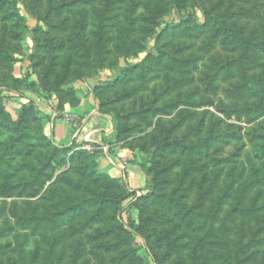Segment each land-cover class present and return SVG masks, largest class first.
<instances>
[{
  "label": "trees",
  "instance_id": "16d2710c",
  "mask_svg": "<svg viewBox=\"0 0 264 264\" xmlns=\"http://www.w3.org/2000/svg\"><path fill=\"white\" fill-rule=\"evenodd\" d=\"M19 1L0 0L3 70L23 52L28 31ZM189 1L27 0L46 26L32 29L28 61L60 108L80 102L76 91H60L69 73L93 77L112 55L136 56L154 40L153 54L92 89L98 112L115 121L116 141L150 156L149 185L136 197L98 172L94 154L55 144L40 124L33 129L25 107L11 120L0 99V197L19 199L0 206V264H151L140 249L152 264H264V0H236L231 13L242 19L263 6L259 34L199 0L192 1L200 20L196 11L181 16ZM172 11L180 18L157 32ZM216 46L223 58L209 57L196 79ZM218 81L243 101L218 108L223 119L252 124L247 165H238L240 133L233 138L209 123L207 110H195L213 105ZM20 82L36 91L34 82ZM191 122L193 133L180 131ZM130 198L138 216L123 220Z\"/></svg>",
  "mask_w": 264,
  "mask_h": 264
},
{
  "label": "rangeland",
  "instance_id": "374dc122",
  "mask_svg": "<svg viewBox=\"0 0 264 264\" xmlns=\"http://www.w3.org/2000/svg\"><path fill=\"white\" fill-rule=\"evenodd\" d=\"M198 2L204 4L207 7H213L215 11H220V12L224 13L226 19L229 22H235V24L244 25V28L247 32L248 31L249 32H255V34L260 33V29H259L260 24L263 23L262 15H261V13L263 12V6L255 5L254 6L255 10L253 9L244 18L241 19V18H237V17L231 15L232 12H235V10L238 6H241V4L239 2H237L236 0H199ZM198 2L196 3V1H192V0H190L189 3L187 2L186 10L182 11L181 16H184V14L186 12L196 11L197 16L200 20L201 17H200V12L198 9V6H199ZM252 2L253 1H249V3L243 4V6H245L244 8H247V7L249 8L252 5ZM255 3H258V2H255ZM18 6H19L21 14L26 19L28 31L26 34L25 41L20 42V44L23 45V52L20 53L17 51V54L15 55L18 58L17 61L14 64H12L11 68H9L7 70H3L0 68V99H1L2 105L4 107V111L8 114V116L11 118V120H15L19 114L20 109L22 107H25L26 109H28L27 117H28V120L30 121L31 127L33 129H36L38 124H40L44 134L46 136H48L50 139H52L51 136H49L45 133V126L47 125V123L50 122V120H49V116L45 115L42 112L43 107L51 108L52 110H54V112L57 113V116H58L59 114H61L60 112L63 111L65 106H70V105L64 104L60 108V104L58 103L57 93L56 92L55 93L54 92L47 93L40 86L39 78H38V75L36 74V70L31 67V65H30L31 63H29L27 56H28V53L30 52V48H31L30 37L33 34L32 29L36 27L37 23L40 26H42V30H45L46 26L44 25V23H42V21H39L36 19V17L32 13V11L30 10V7H29L27 0H20ZM44 10L42 8H40V13L42 14L44 12ZM179 18H180L179 15H177L174 11H172L168 16L163 17V19L160 22L161 26L157 28V32H160V30L165 26V24L167 22L173 21V20L176 21ZM153 44H154V40L153 39L149 40V42L147 44L148 50L142 51L136 56H130L127 59L126 58L124 59L121 56L116 57L115 55H112L110 57V60L108 62H106V65L102 69H100V71L98 72L97 75H95L93 77H89V78H86L84 80H77L73 77L72 73H69L67 75V78L65 79V81L59 85L60 91L63 92V91H66L68 89H72V90L76 91V97H78L80 100L82 99L84 94L90 95V96H92L93 101L97 105V102L93 98V95H92V89L94 87L100 85L101 82H103L105 80L114 79L118 75L119 71L122 68H124L127 65H131V64H134V63L140 61L144 56H146L147 53L153 54L154 53V51L152 50ZM224 54L225 53L220 48V46H216L215 49H213L211 51V53L209 55H207L205 57V59L201 62V65L199 68L200 72L195 73L196 79H198L201 76L200 74L206 70L203 64L208 63L209 57L217 56L220 59V58H223ZM24 78L27 79L29 82H34L36 84V91L27 89L24 86V84L22 85V83L20 81H22ZM196 83L198 84L199 81H197ZM218 83H219L220 88L218 89V91L216 92L215 95L211 96L213 105L197 108L195 110H198V111L207 110L208 114L206 117H207L209 123L210 124L217 123L219 125V128H220L219 130L225 131V132H230L228 134L230 136H232L233 138L236 137V133L237 134L240 133L241 136L238 137L240 139L237 141V143L242 144V147H241L242 150L240 153V157L238 159L239 160L238 165L239 166L247 165V160L252 155L251 143L249 141V135H248V130L252 126V124H246V123H242V122L240 123V122H236V121H232V120H224L223 119V116L217 111L218 108L224 107V106L229 107L232 103L242 104L243 101L240 99H236V98H232V97L227 96V92L225 90H223L224 88H226V86L229 85V84H227V82L218 81ZM77 84H81V85L78 86L77 88H75V86H77ZM198 85H200V84H198ZM97 109H98V105H97ZM173 115H174V112L170 116L163 117V119L169 120L170 118H172ZM75 118H76V116H75ZM108 118H110V117H108ZM110 119H111L112 124L114 126L115 121H114L113 117ZM66 120L69 121L70 119H66ZM76 120H78V118H76ZM153 123H154V121H153ZM206 124L208 126V122ZM195 125H196V122H193V123L191 122V123H189V125L183 127L180 131L186 132V133H190V132L193 133V127H195ZM151 130L152 129L147 130L145 133H148ZM145 133H142L141 135H144ZM233 135H235V136H233ZM232 137H230V139H231L230 143L225 145V147H224L225 150H229V148L232 146V144L235 143V139H233ZM192 138L194 140H198V141L200 140V137H198V138L192 137ZM115 142L118 143L116 141V139H115ZM118 144L122 148H125L126 150H128L131 154V158L128 159L126 162H123L122 166L126 165V163H131L133 165H138L142 169V171L144 172V168H146L149 165L150 156L147 153L140 152L136 148L130 149V148L123 146L122 143H118ZM76 146L78 149L85 150V149H83L82 145H80V146L76 145ZM104 146H106V145H104ZM92 147H93L92 152H89L86 150L85 151L90 153V154H94L97 158V155H96V149L97 148L94 146H92ZM109 149H110V147H109ZM109 149H107V150H109ZM104 151H106V150L104 149ZM97 170L99 173H102L98 169V164H97ZM102 174H104V173H102ZM144 174H145V172H144ZM148 179H149V177H146V183L147 184H146V189L143 192H141V193H136L135 191H130V192H135L136 197L145 194L147 191L148 185H149ZM52 181L50 180V181L46 182L44 189H46ZM117 181H119V180H117ZM132 199L133 198H130L124 203L125 209L121 214V217L123 220H125L128 215L131 216V218H133V219H137L138 212L133 208L132 209L129 208ZM15 200L19 201V199L15 198V197L7 198V199L0 197V206L2 205L3 202L10 204L12 201H15ZM2 222H3V219L0 218V226H2ZM19 233H20L19 240H22L23 233L22 232H19ZM13 234H14L13 231L11 233H9V237H8L9 241H11L10 239H12ZM30 238L32 239V237H30ZM3 242H4V239H0V243H3ZM243 242H244V240H243ZM29 244H30V247H32V243H29ZM141 244H142V241L137 239L135 242V245L139 246ZM140 254L143 256L146 255L148 261L152 264L151 255L147 250L145 253L144 249H140Z\"/></svg>",
  "mask_w": 264,
  "mask_h": 264
},
{
  "label": "crops",
  "instance_id": "0c3cea01",
  "mask_svg": "<svg viewBox=\"0 0 264 264\" xmlns=\"http://www.w3.org/2000/svg\"><path fill=\"white\" fill-rule=\"evenodd\" d=\"M77 84L75 88L80 86ZM42 112L49 116L50 122L45 126V133L51 136L55 144L68 146L91 145L96 147L97 164L100 172L119 180L128 191L141 193L146 189V176L138 165L126 163L131 154L115 142V130L110 118L98 112L92 96L84 94L77 106H65L58 116L49 107ZM78 120H76V118ZM66 119H75L76 126ZM110 149L104 151L103 146Z\"/></svg>",
  "mask_w": 264,
  "mask_h": 264
},
{
  "label": "built area",
  "instance_id": "2783aa9c",
  "mask_svg": "<svg viewBox=\"0 0 264 264\" xmlns=\"http://www.w3.org/2000/svg\"><path fill=\"white\" fill-rule=\"evenodd\" d=\"M71 123H72V125L75 127L76 126V124H75V119H72V120H69ZM93 147L91 146V145H84L83 146V149H85L86 151H89V152H92L93 151V149H92ZM103 149H109V146H103Z\"/></svg>",
  "mask_w": 264,
  "mask_h": 264
}]
</instances>
